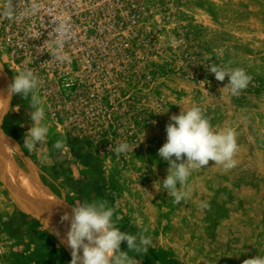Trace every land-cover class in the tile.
Instances as JSON below:
<instances>
[{
    "label": "rangeland",
    "instance_id": "374dc122",
    "mask_svg": "<svg viewBox=\"0 0 264 264\" xmlns=\"http://www.w3.org/2000/svg\"><path fill=\"white\" fill-rule=\"evenodd\" d=\"M123 1L136 6H129L136 24L119 32L133 61L122 84L93 104L101 116L89 123L99 131L73 133L69 120L53 118L52 104L40 100L49 133L30 153L23 144L34 109L16 94V111L9 114L19 137L18 162L31 156L43 183L69 204L106 200L117 208L121 231L146 229L157 259L148 250L129 252L139 256L136 264L146 257L153 264H242L264 256V0ZM0 64L10 84L15 72L1 49ZM209 64L242 68L252 80L234 96L223 88L228 77L217 81ZM192 106L204 110L214 131L236 132L237 163L225 170L210 161L193 171L189 198L177 205L162 188L169 165L158 150L170 117ZM57 140L66 144L62 156L53 148ZM120 142L136 148L118 156ZM26 210L0 180V264H70V249L56 231ZM121 247L127 250L126 242Z\"/></svg>",
    "mask_w": 264,
    "mask_h": 264
},
{
    "label": "built area",
    "instance_id": "2783aa9c",
    "mask_svg": "<svg viewBox=\"0 0 264 264\" xmlns=\"http://www.w3.org/2000/svg\"><path fill=\"white\" fill-rule=\"evenodd\" d=\"M6 0H2V7ZM38 4V10L21 13ZM14 0L16 19L2 17L0 49L11 70L31 69L38 76V98L52 104L51 116L69 120L75 134L99 131L96 122L108 87L122 84L132 54L119 32L137 21L135 9L118 0ZM67 32L61 37V24ZM63 40V46L56 44ZM59 54L63 60L56 59ZM86 120V122H85Z\"/></svg>",
    "mask_w": 264,
    "mask_h": 264
},
{
    "label": "clouds",
    "instance_id": "9594fccd",
    "mask_svg": "<svg viewBox=\"0 0 264 264\" xmlns=\"http://www.w3.org/2000/svg\"><path fill=\"white\" fill-rule=\"evenodd\" d=\"M37 10L38 4L33 2L30 9L20 15L23 17L28 13L34 14ZM15 11L14 0H6L0 9V16L13 20L17 18ZM57 31L63 37L67 28L62 23ZM56 44L62 47L63 40L58 39ZM55 58L64 59L59 54ZM206 69L214 74L219 82L228 77V83L223 88L230 90L234 96L246 89L252 80L242 68L209 64ZM39 84L40 80L33 70L23 69L15 74L7 86V99L4 91L0 90V98L5 102L7 100V107L9 97L16 94L24 99H30V108L34 109L29 113L32 124L25 134L23 144L30 153L46 142L49 133V128L42 123L45 117L44 107L36 95ZM6 112L4 104L0 118ZM165 130L166 142L159 148L158 156L166 161L169 167L167 176L161 184L175 204L179 205L189 198L187 185L193 171L208 166L210 161L222 165L225 170L236 166L237 161L234 159L238 152L236 132L232 128L222 132L214 131L210 119L205 116L200 106H192L187 110L181 107L178 115L170 117ZM65 147L63 140H57L53 144L55 152L61 156ZM134 149L127 142H120L114 152L119 156ZM63 204L64 201L59 202V205ZM203 206L207 207L206 204ZM119 219L121 217L117 214L116 206H109L106 200L84 201L71 206L70 212H65L61 216L60 222L62 224L67 222L68 225L65 234L61 236L58 230L55 232L60 242L70 249V264H136L135 258L130 256L129 252H147L151 239L144 234L146 229L136 235L121 231L115 224ZM125 242L127 250L121 247ZM242 264H264V256L245 259Z\"/></svg>",
    "mask_w": 264,
    "mask_h": 264
},
{
    "label": "bare ground",
    "instance_id": "6f19581e",
    "mask_svg": "<svg viewBox=\"0 0 264 264\" xmlns=\"http://www.w3.org/2000/svg\"><path fill=\"white\" fill-rule=\"evenodd\" d=\"M9 85L5 73L0 64V90L4 91L7 99V86ZM7 107L6 102L0 98V111L9 110L12 97ZM6 114V113H5ZM4 115L0 118V180L10 190L15 202L25 208L37 212L44 223L52 230L59 231L64 235L67 228V222L62 224L61 216L65 212H70L71 204L63 197L46 186L42 181L38 166L27 157L28 162L20 164L19 151L15 145L17 141L8 136L1 128ZM22 160V159H21ZM9 162V163H8ZM5 163H8V169H5ZM64 201L65 204L59 205Z\"/></svg>",
    "mask_w": 264,
    "mask_h": 264
},
{
    "label": "trees",
    "instance_id": "16d2710c",
    "mask_svg": "<svg viewBox=\"0 0 264 264\" xmlns=\"http://www.w3.org/2000/svg\"><path fill=\"white\" fill-rule=\"evenodd\" d=\"M2 130L11 138H13L16 141H19L17 129L15 128L13 122L11 121V115L9 113L5 114L3 124L1 125ZM30 158H32L30 156ZM25 216V215H24ZM148 252H150L156 259L157 255L155 254L154 250L149 246ZM141 255H145L146 252H140ZM133 257L135 260L139 259V256L137 254H134ZM141 264H153V260L150 257H146L145 260L141 261Z\"/></svg>",
    "mask_w": 264,
    "mask_h": 264
},
{
    "label": "crops",
    "instance_id": "0c3cea01",
    "mask_svg": "<svg viewBox=\"0 0 264 264\" xmlns=\"http://www.w3.org/2000/svg\"><path fill=\"white\" fill-rule=\"evenodd\" d=\"M23 102L22 101H17V107H20L21 106V104H22ZM11 105V107H9L10 108V110H9V112L8 113H13V111H16V110H14V109H16V107H14V106H12V104H10ZM6 112V113H7ZM5 116V115H4ZM13 117H14V115L13 116H11V121L13 122V124H14V126H15V128L17 129V127H16V123L14 122V119H13ZM4 119V118H3ZM18 133V132H17ZM81 146V145H80ZM84 146V145H83ZM22 207V206H21ZM23 209H27L26 211H27V213H32V212H34L33 210H31V209H29V208H25V207H22Z\"/></svg>",
    "mask_w": 264,
    "mask_h": 264
}]
</instances>
